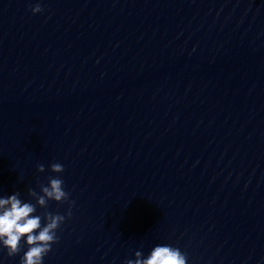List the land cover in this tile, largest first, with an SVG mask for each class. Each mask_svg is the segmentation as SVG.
I'll use <instances>...</instances> for the list:
<instances>
[{
    "label": "clouds",
    "instance_id": "obj_1",
    "mask_svg": "<svg viewBox=\"0 0 264 264\" xmlns=\"http://www.w3.org/2000/svg\"><path fill=\"white\" fill-rule=\"evenodd\" d=\"M31 11L35 14L43 9L37 3ZM37 170L44 172V165H38ZM50 170L59 174L64 171V167L60 163H53ZM48 179L47 186H40V193L29 190V195L36 200V204L21 200L19 193L0 198V245L7 249L9 257H13L21 252V241L24 240L27 251L21 257L20 264H43V258L59 239L57 230L66 219L65 215L44 213L46 223L42 226L41 216L35 215L36 205L45 208L50 200L58 203L69 201L70 194L64 190L63 180L59 176ZM70 204H74V201ZM67 217H71V210ZM126 264H187V257L179 248L157 245L147 258H142V253L136 251L135 260L130 259Z\"/></svg>",
    "mask_w": 264,
    "mask_h": 264
}]
</instances>
